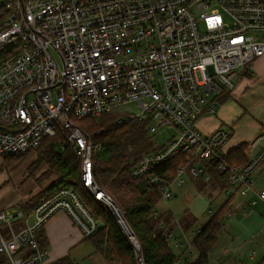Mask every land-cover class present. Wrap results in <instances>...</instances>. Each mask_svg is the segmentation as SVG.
<instances>
[{"label": "built area", "instance_id": "obj_1", "mask_svg": "<svg viewBox=\"0 0 264 264\" xmlns=\"http://www.w3.org/2000/svg\"><path fill=\"white\" fill-rule=\"evenodd\" d=\"M0 15V159L65 133L86 187L112 208L137 264H146L142 243L97 179L93 156L102 143L80 119L117 114V125L146 123L147 133L174 126L177 135L163 145L153 141L130 169L156 185L160 199L174 197L186 179L209 181L212 169L227 175L230 196L252 189L264 154L231 163L224 150L230 129L205 133L198 121L216 113L225 94L214 77L231 90L243 68L264 55V0H3ZM182 154L185 161L167 178L160 169ZM59 211L85 237L100 226L69 187L39 196L30 213L7 208L0 211L4 264H45L49 249L38 232Z\"/></svg>", "mask_w": 264, "mask_h": 264}, {"label": "trees", "instance_id": "obj_2", "mask_svg": "<svg viewBox=\"0 0 264 264\" xmlns=\"http://www.w3.org/2000/svg\"><path fill=\"white\" fill-rule=\"evenodd\" d=\"M226 98L227 93L223 94L219 101ZM116 117L117 114L106 113L98 118L80 119L78 123L85 131L94 134L95 141L102 143V148L93 156V170L141 241L146 264H209L210 253L218 242L223 219L233 196L228 197L221 207L213 212L207 223L193 237L192 244L197 255L193 259H182L180 255H176L169 243V234L174 230L171 214L154 215L157 203L161 200L158 187L151 185L144 178H134L130 173L138 156L154 144L146 131V123L125 122L117 125ZM93 123H97L98 127H93ZM244 148L245 144H242L228 151L227 159L231 163L245 164L247 159L243 154ZM36 150L42 162L53 168L57 180L33 197L31 206L33 207L38 197L43 194L55 193L61 187L72 188L79 194L89 212L100 222L96 233L85 237L86 240H92L96 250L101 252L110 264H136L133 249L122 233L112 208L104 201L96 199L86 187L81 160L67 144L65 133L57 132L55 136L45 138ZM15 158L11 156L6 159ZM184 161V154L174 157L165 163L160 171L166 172V177L171 178ZM191 180L197 190L202 193L204 191L211 200L212 192L208 190L222 194L227 187V175H222L215 169L211 170V179L207 182L196 178ZM40 230V244L47 246ZM4 263L5 258L0 255V264Z\"/></svg>", "mask_w": 264, "mask_h": 264}, {"label": "crops", "instance_id": "obj_3", "mask_svg": "<svg viewBox=\"0 0 264 264\" xmlns=\"http://www.w3.org/2000/svg\"><path fill=\"white\" fill-rule=\"evenodd\" d=\"M242 72L238 84H235L234 88L227 93L229 96L219 101L221 105L217 106L216 113L202 116L198 121V127L205 133H210L219 127L230 129V137L224 150L228 152L245 144L243 154L248 160L260 158L264 154V137L256 145H251L258 136L264 134V55L256 58L252 65ZM251 85L254 87H250ZM263 189L264 159L255 171V182L252 189L246 195L235 194L231 198L228 212L223 219L222 226L225 234L239 246L246 245L250 241L264 244V199L259 197ZM224 194L225 192L221 195ZM209 200L212 203L214 199L209 198ZM212 212L210 210L211 215ZM227 214L230 215L227 217ZM192 219L194 222L197 218L189 215L181 221V228L184 231L183 238L175 233V229L173 230L174 236L169 238V242L179 250L177 253L181 254L182 258H190L187 255L188 252L192 253V249L196 253L195 256L197 255L194 247L187 246V241L194 237L193 232L190 235L187 233ZM40 233L47 241L49 249L45 264H69L71 249L86 240L82 230L65 211H59L49 219L41 228ZM251 255L255 256V250Z\"/></svg>", "mask_w": 264, "mask_h": 264}, {"label": "rangeland", "instance_id": "obj_4", "mask_svg": "<svg viewBox=\"0 0 264 264\" xmlns=\"http://www.w3.org/2000/svg\"><path fill=\"white\" fill-rule=\"evenodd\" d=\"M1 2H3V0H0V4ZM252 62L246 65L243 70L249 68ZM242 71L240 74L243 73ZM214 79L225 89V93L232 90L228 89L217 77H214ZM240 79L241 77L239 76L235 81L236 85ZM250 87L254 86L251 85ZM228 96L229 94H227V97ZM220 105L221 102H218L217 106ZM92 125L93 127H98L97 123H93ZM148 135L152 137V140L158 145H163L173 135H177V129L174 126L164 125L159 127L155 133H150L148 131ZM14 157L16 158L12 160L6 158L3 160L0 159V211L12 207V209H22L24 213H30L32 210V198L44 188L54 183L57 180V176L50 165L42 162L38 150ZM208 192H212L211 195L214 198L212 203L208 198L209 196L203 194L205 193L204 191L203 193L199 192L193 181L186 179L184 185L176 191L178 195L168 200L161 199L157 203L156 211L163 216L171 214L172 227H174L175 222H177L174 231L178 236L183 238L184 231L181 228V221L186 216L192 215L197 218L194 222L192 219V223L188 228L187 233L190 235L191 232L201 228L207 223L211 217L210 210H214L215 213L230 196L228 193L222 196L216 193L215 190H208ZM121 212L123 213L122 210ZM229 215L230 214H227V217ZM0 227L6 234L7 230L1 223ZM221 230L222 233L219 235L218 242L214 250L210 253L209 264H264V262H262L264 260V244L261 245V243L257 244L256 241H250L246 245L239 246L231 240V237L225 234L223 226ZM170 246L173 252L176 255H180L182 258V255L177 253L179 250L173 247L172 243H170ZM254 250L255 256H252L251 254ZM195 254V251L192 249V253L188 252L187 256L193 259ZM134 260L137 264L135 255ZM68 261H70L69 264H109L104 256L98 253L92 240H85L74 246L70 251V259Z\"/></svg>", "mask_w": 264, "mask_h": 264}]
</instances>
